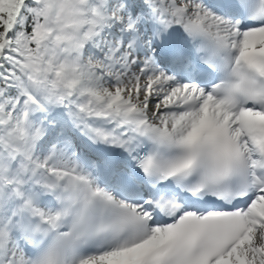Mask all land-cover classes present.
<instances>
[{
    "label": "snow or ice",
    "instance_id": "obj_1",
    "mask_svg": "<svg viewBox=\"0 0 264 264\" xmlns=\"http://www.w3.org/2000/svg\"><path fill=\"white\" fill-rule=\"evenodd\" d=\"M0 264H264V0H0Z\"/></svg>",
    "mask_w": 264,
    "mask_h": 264
}]
</instances>
